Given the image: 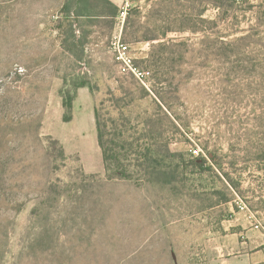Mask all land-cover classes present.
I'll list each match as a JSON object with an SVG mask.
<instances>
[{"label":"rangeland","instance_id":"374dc122","mask_svg":"<svg viewBox=\"0 0 264 264\" xmlns=\"http://www.w3.org/2000/svg\"><path fill=\"white\" fill-rule=\"evenodd\" d=\"M69 1L0 0V264H222L251 234L262 249L264 0H111L112 28ZM72 32L90 34L80 62ZM96 108L151 130L170 172L183 158L177 183L109 180Z\"/></svg>","mask_w":264,"mask_h":264},{"label":"trees","instance_id":"16d2710c","mask_svg":"<svg viewBox=\"0 0 264 264\" xmlns=\"http://www.w3.org/2000/svg\"><path fill=\"white\" fill-rule=\"evenodd\" d=\"M63 13L78 22L80 21V23L82 22L81 20H93L103 17L106 20L108 19L109 27L112 28L116 18L119 16V8L111 0H70L64 7ZM70 26L72 31L73 23ZM72 34L71 38L74 41H64V47H68L67 51L72 54L75 60L80 62L84 57V43H86V39L90 34L84 32L82 35L84 40L82 38L77 40L73 32ZM131 77L137 80L134 76ZM137 82L139 81L137 80ZM83 87H89V82L82 80L75 84L76 89ZM157 95L159 96V93ZM73 101L74 98L70 93L64 97V107L68 113L65 117V122L72 121V114L69 112L73 110ZM115 101L116 105H119V101ZM101 115L100 110L96 108L97 141L102 151L105 173L109 180H127L168 186L177 183L178 178L174 172L184 162L183 158L176 162L177 167L172 170L173 172H170L162 164L163 159H160L165 154L155 153L151 146L148 145V140L153 139L151 130H146L145 133L136 136V133L129 134L127 130L119 131L117 127L109 129L108 121L102 119ZM129 123L130 121L124 124ZM112 124L115 125L116 123L112 121ZM160 134L162 135L163 133ZM169 155L172 158L179 157L176 154L169 153Z\"/></svg>","mask_w":264,"mask_h":264},{"label":"built area","instance_id":"2783aa9c","mask_svg":"<svg viewBox=\"0 0 264 264\" xmlns=\"http://www.w3.org/2000/svg\"><path fill=\"white\" fill-rule=\"evenodd\" d=\"M129 2L130 0H126ZM129 4L127 3V6ZM127 6L123 7V13L122 16L125 18L126 16V10ZM114 47L118 50L119 52V60H122L125 63L124 66V71L129 72L131 75H133L146 89L149 90L150 83H151V72L147 70H142L138 68L135 64L132 62V58L127 56V46L123 44L120 40L116 41L114 43ZM197 153V151H195Z\"/></svg>","mask_w":264,"mask_h":264},{"label":"crops","instance_id":"0c3cea01","mask_svg":"<svg viewBox=\"0 0 264 264\" xmlns=\"http://www.w3.org/2000/svg\"><path fill=\"white\" fill-rule=\"evenodd\" d=\"M256 241L253 240V234L250 236L249 244L244 247L243 253L240 254L237 258L233 260L224 261L222 264H261L264 263V243H262V249L256 251L255 253L249 252L251 249L252 243Z\"/></svg>","mask_w":264,"mask_h":264}]
</instances>
